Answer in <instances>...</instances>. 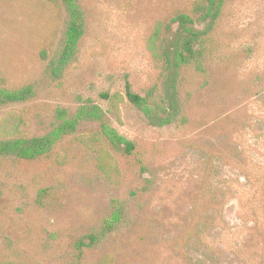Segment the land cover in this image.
Returning <instances> with one entry per match:
<instances>
[{
  "label": "rangeland",
  "instance_id": "obj_1",
  "mask_svg": "<svg viewBox=\"0 0 264 264\" xmlns=\"http://www.w3.org/2000/svg\"><path fill=\"white\" fill-rule=\"evenodd\" d=\"M200 1L0 0V90H32L0 120L19 116L31 139L95 106L145 163L132 181H107L77 148L75 137L100 128L87 119L38 167L0 158L1 263L264 264V0L220 14L227 59L208 85L163 72L146 48L161 22L166 49L182 14L207 29L212 19L193 14ZM74 20L81 35L65 55ZM156 85L172 121L126 99L127 86L144 96ZM106 94L124 98L118 114Z\"/></svg>",
  "mask_w": 264,
  "mask_h": 264
},
{
  "label": "trees",
  "instance_id": "obj_2",
  "mask_svg": "<svg viewBox=\"0 0 264 264\" xmlns=\"http://www.w3.org/2000/svg\"><path fill=\"white\" fill-rule=\"evenodd\" d=\"M234 1L201 0L198 2L193 14L205 21L211 18L212 24L207 29L200 31L194 27H187L189 24H193V19L189 15H180L176 20L180 23L179 31L167 39L168 47L166 49L163 48V44L166 41L164 34L168 29L163 23L158 22L146 44L151 59L161 66L163 72L171 73L172 69L190 70L205 78V84L208 85L211 70L224 64L227 59L222 53V45L226 47V38L219 18L220 14ZM70 11L75 17V6L72 3H70ZM80 29L79 22L74 20L70 28L65 55H68L76 46L81 35ZM222 36H224V43L221 41ZM0 86H5L4 79L0 80ZM31 91L28 87L14 91L2 88L0 90V107L27 101L32 95ZM181 91L187 96L189 95L183 89ZM103 98L108 101L116 114L120 111V102L125 101L120 95L106 94L103 95ZM126 99L133 107L148 116H157L164 122L172 121L174 118V109L169 104V98L159 90L157 85L145 91L144 96L136 94L130 86H127ZM84 119L99 123L100 128L94 133L75 137L77 148L95 154L97 169L107 181L113 183L115 180L124 179L129 182L145 169L143 158L138 157L137 144L124 139L105 121L104 112L95 106L82 109L73 121L64 120L60 126L46 136L31 139L20 136L23 120L13 113L8 115L5 119L0 120V158L16 160L18 164H24L27 168L38 167L43 161L49 159L57 145L64 142L65 137L74 131L79 122ZM121 159L125 163H122ZM83 247L87 248L86 245ZM0 264L3 263L0 262ZM101 264L109 263L105 261Z\"/></svg>",
  "mask_w": 264,
  "mask_h": 264
}]
</instances>
